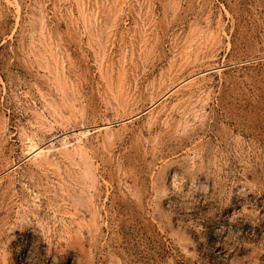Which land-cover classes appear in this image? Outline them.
I'll return each instance as SVG.
<instances>
[{"label":"rangeland","instance_id":"374dc122","mask_svg":"<svg viewBox=\"0 0 264 264\" xmlns=\"http://www.w3.org/2000/svg\"><path fill=\"white\" fill-rule=\"evenodd\" d=\"M0 264H264V0H0Z\"/></svg>","mask_w":264,"mask_h":264}]
</instances>
